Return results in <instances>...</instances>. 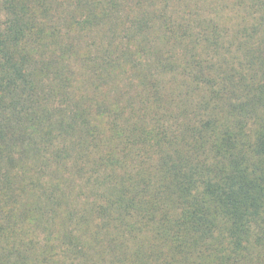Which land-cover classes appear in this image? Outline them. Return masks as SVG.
Masks as SVG:
<instances>
[{
	"label": "trees",
	"instance_id": "1",
	"mask_svg": "<svg viewBox=\"0 0 264 264\" xmlns=\"http://www.w3.org/2000/svg\"><path fill=\"white\" fill-rule=\"evenodd\" d=\"M0 264H264V0H0Z\"/></svg>",
	"mask_w": 264,
	"mask_h": 264
}]
</instances>
